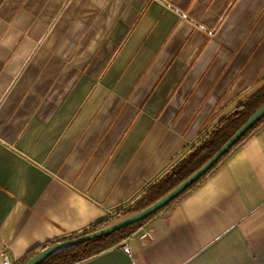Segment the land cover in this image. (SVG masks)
<instances>
[{
    "label": "crops",
    "instance_id": "obj_1",
    "mask_svg": "<svg viewBox=\"0 0 264 264\" xmlns=\"http://www.w3.org/2000/svg\"><path fill=\"white\" fill-rule=\"evenodd\" d=\"M263 88L264 0H0V264L134 206ZM75 264H264V124Z\"/></svg>",
    "mask_w": 264,
    "mask_h": 264
},
{
    "label": "trees",
    "instance_id": "obj_2",
    "mask_svg": "<svg viewBox=\"0 0 264 264\" xmlns=\"http://www.w3.org/2000/svg\"><path fill=\"white\" fill-rule=\"evenodd\" d=\"M264 103V88L256 95L246 100L239 105L233 112L223 118L211 131H209L204 138L196 144L190 152L178 161L171 169H169L162 177H160L152 186L145 192L144 196L134 205L117 213L114 218H106L90 227L86 228L79 234H73L63 239L72 238L80 234L90 231L98 230L110 225L119 217L130 215L137 212L177 186L180 182L186 179L189 175L200 168L217 150L240 128V126ZM264 124V117H262L254 126H252L236 144L230 148L201 178L188 187L183 193L170 201L166 206L161 208L151 216L135 222L131 225L125 226L119 230L105 234L103 236L93 238L83 243L64 247L53 251L42 258L36 264H75L90 257H93L101 252L110 249L113 246L119 245L124 239L131 236L138 228H140L147 220L155 216L161 211L170 208L181 196L187 193L190 189L195 187L205 177H207L234 149L240 146L246 139H248L258 128ZM60 239V240H63ZM59 241V240H58ZM54 242H48L44 245H39L32 249L22 260L26 261L38 251L46 248Z\"/></svg>",
    "mask_w": 264,
    "mask_h": 264
},
{
    "label": "water",
    "instance_id": "obj_3",
    "mask_svg": "<svg viewBox=\"0 0 264 264\" xmlns=\"http://www.w3.org/2000/svg\"><path fill=\"white\" fill-rule=\"evenodd\" d=\"M262 117H264V103L240 126V128L215 152L200 168H198L194 173L189 175L186 179L180 182L177 186L167 192L164 196L150 204L149 206L127 215L119 220L114 221L110 225L103 227L98 230L90 231L78 236L67 238L63 240L56 241L46 248L38 251L35 255L24 261L22 264H36L42 258H44L49 253L56 251L58 249L72 246L75 244L83 243L85 241L91 240L109 234L116 230H119L125 226L131 225L142 219H145L152 214L159 211L161 208L166 206L170 201L183 193L188 187H190L194 182L201 178L205 173H207L213 165L230 149L236 142L252 127L254 126Z\"/></svg>",
    "mask_w": 264,
    "mask_h": 264
},
{
    "label": "built area",
    "instance_id": "obj_4",
    "mask_svg": "<svg viewBox=\"0 0 264 264\" xmlns=\"http://www.w3.org/2000/svg\"><path fill=\"white\" fill-rule=\"evenodd\" d=\"M150 231H145L143 234H142V236L141 237H143V238H147V237H149L150 236ZM4 264H12V262H11V259H10V257L8 256V254H4V262H3Z\"/></svg>",
    "mask_w": 264,
    "mask_h": 264
},
{
    "label": "rangeland",
    "instance_id": "obj_5",
    "mask_svg": "<svg viewBox=\"0 0 264 264\" xmlns=\"http://www.w3.org/2000/svg\"><path fill=\"white\" fill-rule=\"evenodd\" d=\"M118 220H119V219H118ZM115 221H116V220H115ZM113 222H114V221H113ZM113 222H112V223H113Z\"/></svg>",
    "mask_w": 264,
    "mask_h": 264
}]
</instances>
